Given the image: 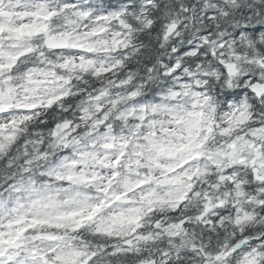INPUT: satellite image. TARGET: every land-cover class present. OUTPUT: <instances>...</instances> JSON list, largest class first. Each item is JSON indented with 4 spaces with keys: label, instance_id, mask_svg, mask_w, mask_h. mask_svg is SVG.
<instances>
[{
    "label": "clouds",
    "instance_id": "obj_1",
    "mask_svg": "<svg viewBox=\"0 0 264 264\" xmlns=\"http://www.w3.org/2000/svg\"><path fill=\"white\" fill-rule=\"evenodd\" d=\"M0 264H264V0H0Z\"/></svg>",
    "mask_w": 264,
    "mask_h": 264
}]
</instances>
